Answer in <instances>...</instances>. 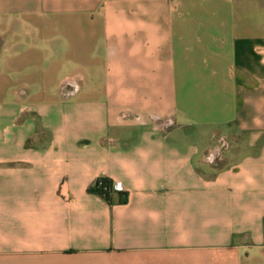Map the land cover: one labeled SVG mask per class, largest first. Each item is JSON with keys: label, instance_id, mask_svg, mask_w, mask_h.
<instances>
[{"label": "crops", "instance_id": "0c3cea01", "mask_svg": "<svg viewBox=\"0 0 264 264\" xmlns=\"http://www.w3.org/2000/svg\"><path fill=\"white\" fill-rule=\"evenodd\" d=\"M0 153V264H264V0H0Z\"/></svg>", "mask_w": 264, "mask_h": 264}, {"label": "rangeland", "instance_id": "374dc122", "mask_svg": "<svg viewBox=\"0 0 264 264\" xmlns=\"http://www.w3.org/2000/svg\"><path fill=\"white\" fill-rule=\"evenodd\" d=\"M162 134V136L160 137L161 138V140L162 141H167L166 140V137H165V135H163V133H161ZM242 140V138L241 137H239V142H242L241 141ZM32 141V139L30 140V142H29V144L30 145H33V144H36V143H32L31 142ZM238 142V144H241V143H239ZM227 145V144H226ZM225 145V146H226ZM4 151V150H3ZM7 155H6V153H3V154H1L0 153V157H3L4 159H2V160H5V157H6ZM221 162H219V165H217L215 168H222L223 167V161L222 160H220ZM102 179H104V178H98L96 181H95V184H94V186L92 187V190L94 189V187H95V185H96V182L97 181H100V180H102ZM263 225H264V219H263ZM214 235H208V243H212V241H213V237ZM229 241L231 242V243H238L239 241H243V242H248V243H254V237H252V235H238V234H234V235H230V237H229ZM256 241H259V242H261V243H264V233H262V235H261V237H260V239H258V237H257V240ZM230 243V244H231Z\"/></svg>", "mask_w": 264, "mask_h": 264}, {"label": "trees", "instance_id": "16d2710c", "mask_svg": "<svg viewBox=\"0 0 264 264\" xmlns=\"http://www.w3.org/2000/svg\"><path fill=\"white\" fill-rule=\"evenodd\" d=\"M97 195H99L107 204L111 205L113 203L111 199V182L102 179L96 182V185L93 189Z\"/></svg>", "mask_w": 264, "mask_h": 264}, {"label": "built area", "instance_id": "2783aa9c", "mask_svg": "<svg viewBox=\"0 0 264 264\" xmlns=\"http://www.w3.org/2000/svg\"><path fill=\"white\" fill-rule=\"evenodd\" d=\"M221 147H225L226 143L224 141H220Z\"/></svg>", "mask_w": 264, "mask_h": 264}]
</instances>
